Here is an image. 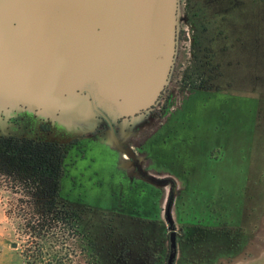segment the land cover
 <instances>
[{"label":"rangeland","instance_id":"1","mask_svg":"<svg viewBox=\"0 0 264 264\" xmlns=\"http://www.w3.org/2000/svg\"><path fill=\"white\" fill-rule=\"evenodd\" d=\"M207 1H189L195 43L193 47L188 42L182 44L180 60L187 65L190 47L199 57L198 51L208 48L211 66L218 68L212 73L216 76L213 91L192 92L177 108L153 146L156 168L181 179L177 204L182 206L183 201L185 207L178 212L179 222L194 223L195 217L207 220L208 207L215 205L218 212L214 216L221 224H239L248 230L240 248L244 249L232 260L216 258L215 264H264V0H252L251 11L249 6L234 10L224 21L222 9L206 5ZM194 70V66L188 69ZM179 91L172 89L175 103L181 99ZM18 115L28 124L22 120L20 126L0 125V131L27 135L30 128H38V118L32 113ZM91 126L79 125L80 133L70 130L67 138L90 135ZM83 128L87 132L83 133ZM116 161L109 145L102 141L90 145L86 160L80 163V175L91 206L108 209L113 203ZM68 188L65 185V192ZM18 197L0 187V237L4 245L21 254L27 238L21 230L22 215L16 210ZM10 209L13 214L8 218L6 210ZM132 226H125L126 234L137 233V227ZM155 227H143L150 241L161 240ZM190 235L193 240L186 245L184 263L203 264L202 239L207 232L194 229ZM75 260V264H83L82 257Z\"/></svg>","mask_w":264,"mask_h":264},{"label":"water","instance_id":"2","mask_svg":"<svg viewBox=\"0 0 264 264\" xmlns=\"http://www.w3.org/2000/svg\"><path fill=\"white\" fill-rule=\"evenodd\" d=\"M180 20L179 0H0V125L28 111L67 137L104 118L108 143L125 151L112 120L134 121L156 105Z\"/></svg>","mask_w":264,"mask_h":264},{"label":"flooded vegetation","instance_id":"3","mask_svg":"<svg viewBox=\"0 0 264 264\" xmlns=\"http://www.w3.org/2000/svg\"><path fill=\"white\" fill-rule=\"evenodd\" d=\"M189 1L179 0L182 15L176 61L170 82L162 96L152 109L134 121L112 120L116 134L124 143L125 151L108 143L107 134L110 126L104 118L100 119L102 124L98 125L90 135H81L70 140L67 139L65 131L60 126L58 127L56 123L52 124L50 119L40 116H34L38 118V121H35V125L39 123L38 128H30L31 130H28L27 135L12 133L3 135L35 142L55 143L67 151L68 157L64 162L65 174L62 195L74 206L87 207L106 214L110 218L108 224L111 227L123 229L127 224L136 226L138 231H141V235L143 232L144 234L147 233L145 228L155 224L157 236L161 237V240H155L151 243L157 248V252L163 256V261L161 263L159 261L157 264H170L173 252H175V257L172 264H185L184 260L188 254L186 245L189 240H193L190 237L193 235L190 234L193 233L194 229L200 228L207 232V236L202 239L203 264H215L216 258L218 260L220 258L232 260L235 255L239 254L238 251L244 249L240 248L244 244L248 231L239 224L233 227L228 223L221 224L220 218L214 216L218 212L215 205L208 207V214L205 212L208 215L207 220H198L195 217L194 221L196 222L194 223L192 221L190 223L179 222L178 212L181 207H185L183 201L182 206L177 204V200L182 194L181 179L178 175H176L177 179L174 178L169 170L156 168L158 157L153 152V146L167 122L169 121L170 125L172 116L182 102L188 99L190 93L213 91L212 85L216 81V76H213L212 73L218 68L211 66L208 48L204 47L198 51L200 55L202 54L201 57L197 56V52L192 48L195 38H193L194 27L190 19L192 12ZM205 4L219 6L222 9V21H224L225 15L234 10L245 9L246 6L252 9V0H208ZM186 42L192 46H189L187 65L180 60L181 46ZM189 63H192L191 67H188ZM193 66L196 72L195 70L189 72L188 69ZM174 88L178 91L181 90L179 91L182 93L181 99L178 100L179 103L178 101L175 103L176 93L172 92ZM22 120L23 123L28 124L26 119L20 118L18 114L14 115L9 123L20 126ZM30 122L33 124L34 120L31 119ZM49 138L53 140H49ZM101 141L113 149L117 158V165L114 169L116 174L113 176L114 187L111 192L113 203L111 201L112 204L108 209L96 208L87 203L86 192L83 190V177L80 175V163L86 160L90 145ZM128 151L133 153L134 158L128 155ZM65 185L69 186L67 192H65ZM251 217L252 213L250 212L249 219ZM172 234L175 235V249L172 247ZM153 258L159 260L160 257L158 254H153ZM82 263L85 264L84 261Z\"/></svg>","mask_w":264,"mask_h":264},{"label":"trees","instance_id":"4","mask_svg":"<svg viewBox=\"0 0 264 264\" xmlns=\"http://www.w3.org/2000/svg\"><path fill=\"white\" fill-rule=\"evenodd\" d=\"M67 157L55 143L0 135V187L19 195L26 264H75L81 255L85 264L161 263L147 233L126 234L125 228L111 227L106 214L63 197ZM12 214L6 210L8 218Z\"/></svg>","mask_w":264,"mask_h":264},{"label":"crops","instance_id":"5","mask_svg":"<svg viewBox=\"0 0 264 264\" xmlns=\"http://www.w3.org/2000/svg\"><path fill=\"white\" fill-rule=\"evenodd\" d=\"M0 237V264H26L21 254L7 245H4Z\"/></svg>","mask_w":264,"mask_h":264}]
</instances>
